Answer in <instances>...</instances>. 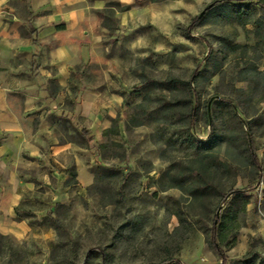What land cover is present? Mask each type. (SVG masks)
<instances>
[{
	"label": "rangeland",
	"instance_id": "rangeland-1",
	"mask_svg": "<svg viewBox=\"0 0 264 264\" xmlns=\"http://www.w3.org/2000/svg\"><path fill=\"white\" fill-rule=\"evenodd\" d=\"M257 2L87 3L96 26L82 62L60 77L44 64L58 78L43 85L53 105L45 118L70 147L67 199L35 215L45 206L38 199H49L37 191L20 212L30 232L0 229V264H221L210 241L215 216L227 264H264ZM76 162L94 177L88 187Z\"/></svg>",
	"mask_w": 264,
	"mask_h": 264
},
{
	"label": "crops",
	"instance_id": "crops-1",
	"mask_svg": "<svg viewBox=\"0 0 264 264\" xmlns=\"http://www.w3.org/2000/svg\"><path fill=\"white\" fill-rule=\"evenodd\" d=\"M88 2L0 0V229L19 238L30 226L26 217L18 220L16 209L36 203L37 191L44 190L49 199H38L45 206L35 215L67 199L60 189L67 179L63 162L70 147L58 142L45 118L53 105L46 101L43 85L58 78L44 64L55 67L60 77L82 62L88 29L96 26ZM79 108L81 104L77 115ZM75 166L80 185H91L93 175L83 165Z\"/></svg>",
	"mask_w": 264,
	"mask_h": 264
},
{
	"label": "trees",
	"instance_id": "trees-1",
	"mask_svg": "<svg viewBox=\"0 0 264 264\" xmlns=\"http://www.w3.org/2000/svg\"><path fill=\"white\" fill-rule=\"evenodd\" d=\"M257 6L260 9L264 10V0H258ZM245 8H247V7H245ZM196 74H197V72H196ZM192 117H194V114L192 115ZM250 154H251V158H252L254 165L257 168H259L260 170H262V168L260 166L259 156L256 153V149H255L253 143H251V145H250ZM20 212H21V208L16 209V215H17L18 220H23L24 217H22L20 215ZM214 220H215V224L213 226L214 228L211 232V237H210L211 246L213 247L214 252L218 256L219 260L221 261V264H227L228 256L226 255V253H225V251L221 245V241H220V233H219L220 221H219L217 216H215ZM154 264H184V263H182L180 260L169 259V260H164L162 262L154 263Z\"/></svg>",
	"mask_w": 264,
	"mask_h": 264
}]
</instances>
